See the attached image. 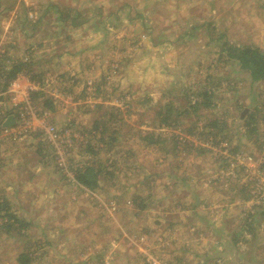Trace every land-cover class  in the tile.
I'll return each mask as SVG.
<instances>
[{
  "label": "rangeland",
  "instance_id": "obj_1",
  "mask_svg": "<svg viewBox=\"0 0 264 264\" xmlns=\"http://www.w3.org/2000/svg\"><path fill=\"white\" fill-rule=\"evenodd\" d=\"M248 44L264 0H0V201L28 223L0 222V264H264V80L227 55Z\"/></svg>",
  "mask_w": 264,
  "mask_h": 264
},
{
  "label": "trees",
  "instance_id": "obj_2",
  "mask_svg": "<svg viewBox=\"0 0 264 264\" xmlns=\"http://www.w3.org/2000/svg\"><path fill=\"white\" fill-rule=\"evenodd\" d=\"M227 55H229V59L236 60L242 68L249 69L251 71L254 79L264 80V51L261 50V48H259L258 46L250 45V44H248V45H234V46H230L228 48ZM31 64L32 63L28 64V62H22V61H20L19 63L13 64L12 69L10 71L6 70V72L4 73L6 85H7L8 81H11L15 76H17L21 72V70L23 69L21 67L26 66L28 68V71L31 72L33 70L31 68ZM5 69H6L5 66L1 65L0 71H3ZM37 77H38L37 74H34V73L31 74V78L36 79ZM40 79H41V77H40ZM31 90L30 91L32 92V95H31L32 99H34L40 93H42L38 89H31ZM213 94H214L213 90L211 88L210 89L207 88L206 90H204L202 92V94H201L202 96L200 98L195 100V102L193 104L190 103V106L196 107V109H199L203 105H211ZM44 106H45V108L50 109V110L55 109V106H54V103H53V100L51 97L46 99ZM171 107L172 106L170 105L169 107H166L165 109H167V111L171 112L172 111ZM186 112H187V108L180 111V114H182V113L185 114ZM168 117L169 116L167 114L164 117V120H165V122L167 121L169 123V125H174L173 123L180 124V122H179L180 118L179 117L174 119V120H178V121L172 122V123L169 122ZM99 124H100V122L97 121V127L99 126ZM214 124L216 126H220V128H219V130L214 129L213 130L214 132L210 131L209 134H213L215 137H217L218 135H222L221 133L223 132V129L225 131V128H226L225 125H220L221 124L220 120L214 121ZM10 127L11 126L4 125V123H2V125L0 126V128H2V129L3 128L8 129ZM105 129H106V127L104 126L102 129V132H105L106 131ZM36 130H38L37 127L31 128V129H29L28 133L33 134L34 136H37V135H39L40 132L36 131ZM195 130L196 129L193 126L190 128L189 131L192 133ZM140 137H141V140H146L147 144L160 142L158 135H156V132H154V131H145L144 134L142 132V133H140ZM114 139H115V137L111 136L110 140L113 141ZM221 139H222V137L219 138L218 141H216V138H214V142L218 143ZM40 150H42V149H40ZM90 150L93 154L98 153V150H96L94 148V146H91ZM263 166H264V164H263ZM72 169L75 172L74 177H75L76 181L79 182L81 185H83L87 188H90V189H97V188L101 187L100 175H101V173L105 172V170H106L105 167L95 166L94 164H86V165H82V166H75V167L72 166ZM1 198H3V199L0 201V222L3 223V226L6 225L8 227L7 229H16L19 233L24 232L23 229L27 226L28 223L26 222L27 224H25L24 221L21 220L19 217H17L16 214H14L13 212H10V203H9L8 199H6L4 196H1ZM143 207H145V204L141 203L140 208H143ZM1 211H4V214H2ZM18 259L22 264H30L34 259V256H33L32 252H22L19 255Z\"/></svg>",
  "mask_w": 264,
  "mask_h": 264
},
{
  "label": "water",
  "instance_id": "obj_3",
  "mask_svg": "<svg viewBox=\"0 0 264 264\" xmlns=\"http://www.w3.org/2000/svg\"><path fill=\"white\" fill-rule=\"evenodd\" d=\"M15 122H16V118L13 114H11L9 118L6 120L4 125L12 126L13 124H15Z\"/></svg>",
  "mask_w": 264,
  "mask_h": 264
},
{
  "label": "built area",
  "instance_id": "obj_4",
  "mask_svg": "<svg viewBox=\"0 0 264 264\" xmlns=\"http://www.w3.org/2000/svg\"><path fill=\"white\" fill-rule=\"evenodd\" d=\"M1 126V125H0ZM0 130H2V128H0ZM47 130L49 131V132H52V128H47Z\"/></svg>",
  "mask_w": 264,
  "mask_h": 264
}]
</instances>
